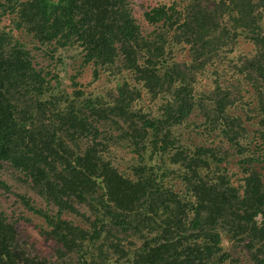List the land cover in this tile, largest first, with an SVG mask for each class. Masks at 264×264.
I'll return each instance as SVG.
<instances>
[{
    "label": "trees",
    "instance_id": "1",
    "mask_svg": "<svg viewBox=\"0 0 264 264\" xmlns=\"http://www.w3.org/2000/svg\"><path fill=\"white\" fill-rule=\"evenodd\" d=\"M145 20L149 36L129 0L0 1V192L11 193L6 173L27 186L45 210L16 196L56 245L54 262L0 210V264H264V0L173 2ZM240 40L255 52H237ZM178 46L187 61L170 55ZM66 47L81 61L71 92L33 61L35 50L52 58ZM215 62L253 87V131L230 110L244 103L241 86L195 90ZM89 65L94 80L104 68L130 72L149 104L124 77L117 94H85L77 79ZM167 95L155 111L151 99ZM195 110L205 121L194 126ZM181 128L203 138L187 146ZM214 129L231 152L205 146ZM123 144L124 173L111 159ZM230 165L244 175L239 187Z\"/></svg>",
    "mask_w": 264,
    "mask_h": 264
},
{
    "label": "rangeland",
    "instance_id": "2",
    "mask_svg": "<svg viewBox=\"0 0 264 264\" xmlns=\"http://www.w3.org/2000/svg\"><path fill=\"white\" fill-rule=\"evenodd\" d=\"M0 1L3 2V0ZM129 2L134 19L136 20L139 27H141L143 34L147 36L148 34H151L155 28L149 25L145 20V12L163 4L170 6L173 2H176L178 4V8H180L187 2V0H129ZM2 22H5L4 26H9L10 22L4 17L2 18ZM187 50L188 49L184 46H178L176 48L174 47V49L170 51V55H172L176 60L187 61L189 59ZM236 51L250 55L255 52V49L251 43L240 40ZM78 52L79 48L77 47H66V49H59L58 56L61 58L58 56H53L51 58L50 56L44 55L42 52L35 50L33 51V61L35 67L39 70L46 69L51 71L52 74L59 73L61 81L63 82L61 86H67V90L71 92L72 89H74L72 87L69 88V86H72L73 84L72 76L77 73L81 65V61L77 57ZM100 70L101 72H99L98 79L96 80H94L92 66H86L81 70L77 81L80 82V87L83 88V92L85 94L105 96L110 91H113L114 94H117V84L121 83L124 77L126 79L125 81H127L131 87H138L142 93V98L140 99L141 104L143 106H145V104H149L147 98L148 95L145 89L142 88V84L135 82V79H133V76L130 74V72H123L115 76L111 75L112 70L109 68ZM239 70L240 69H238L237 66H234L231 62H215L212 65H209L203 73L195 78V90L197 92L210 93L212 92L213 87H216L217 84L227 85L223 86L224 88H229L230 86L228 85H231V89H233V86H241V95L244 99V103L240 108L235 106L231 107L230 110L231 112L236 111L235 114L237 115H241L243 118V123L250 131H253L255 128H257L258 123L257 117L252 112V109L255 107V104H257L259 99L256 98L257 95H255L253 87L249 83L245 82V76L238 72ZM168 100L169 96L167 95L166 99L162 97L156 98L155 100L151 99L152 102L150 101V104L151 107L155 109V111H159L162 106L164 107L166 105ZM249 117H254V119L248 121ZM191 121L193 122V125L194 122L196 125H199L200 122L205 121V118L199 115V111L195 110L191 116ZM124 126H126V124H124ZM110 130H112V127ZM181 130L184 131L183 135L185 134V136L183 138V142L187 146L190 145V139L199 141L203 138L202 135H194L196 136L194 137L193 134L189 133V131L185 130L184 128H181L180 132ZM112 134L114 133L112 132ZM209 134L210 135H208L207 139L209 140V143L205 146L211 148L220 147L224 150H230V152L232 151L229 144L220 136L219 131L214 129L210 131ZM248 143L251 147L256 148L259 140H249ZM115 147L117 151L113 153L111 159H113L114 164L119 168V170L124 173V168L127 164L126 157L130 158V155L127 154V149L124 144L122 146L115 145ZM111 149H114V146H112ZM121 159H123L124 162H121ZM229 167L231 172L236 176L234 178V185L239 187L241 184H243V181H238L237 178L242 176V179L244 175L242 174L240 167H237L236 165H230ZM4 179L11 186V193L0 192V210L7 214L9 220L17 222L18 231L22 235H28L30 237V241H34L36 243L37 248L43 257L49 258L51 261L56 262V256L54 255V249L56 248L55 242H45L41 232L42 229L47 227L45 220L37 215H34L25 206H23L16 194L29 197L36 207L44 210L46 209L45 204L41 202V200L38 199L31 191H29L27 186L25 187L17 183L10 173L4 174ZM86 210V207L82 208V211ZM66 218L73 220L76 224L80 223L81 226H86L78 216L71 215L67 216ZM224 244L226 247L231 246V244H228V241L226 240ZM120 261L125 263L124 260Z\"/></svg>",
    "mask_w": 264,
    "mask_h": 264
}]
</instances>
